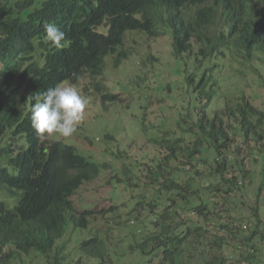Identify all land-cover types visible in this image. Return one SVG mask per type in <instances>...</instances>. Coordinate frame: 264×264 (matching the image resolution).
<instances>
[{
    "label": "trees",
    "instance_id": "1",
    "mask_svg": "<svg viewBox=\"0 0 264 264\" xmlns=\"http://www.w3.org/2000/svg\"><path fill=\"white\" fill-rule=\"evenodd\" d=\"M189 7L198 8L186 20L182 12ZM165 21L173 54L184 62L188 106L155 139L165 150L161 158L115 169L110 183L125 185L123 191L131 193L126 201L79 210L72 197L108 164L71 143L38 137L28 104L37 92L58 84L102 76L108 55L119 66L130 56L128 31L157 35ZM48 23L65 33L63 48L45 40ZM195 44L197 69L216 55L264 57L263 5L0 0V264H264V109L241 96L226 99L230 124L218 110L210 112L216 103L205 87L210 71L198 78L184 58ZM93 85L104 101L119 99L101 82ZM247 179L258 199L242 209L245 195L239 191ZM94 221L97 226L73 250L59 243ZM73 253H79L75 262Z\"/></svg>",
    "mask_w": 264,
    "mask_h": 264
},
{
    "label": "rangeland",
    "instance_id": "2",
    "mask_svg": "<svg viewBox=\"0 0 264 264\" xmlns=\"http://www.w3.org/2000/svg\"><path fill=\"white\" fill-rule=\"evenodd\" d=\"M261 4L264 7V3ZM198 7L185 8L182 15L186 20H191ZM217 17L218 21H224L221 9ZM165 23L160 25L157 35L128 31L125 46L130 56L119 66L115 65L113 55H108L102 76L95 79L85 76L79 84L68 81L63 83L77 88L80 95L86 98L84 117L71 137L52 134L47 138L71 143L84 155L100 164H108L98 178L86 182L72 197L79 210H100L126 201L131 193L123 191L125 185L115 188L110 178L124 163L137 167L154 158H161L165 150L161 151L155 139L164 136L165 127H170V120L177 121L179 114L188 106L189 98L185 97L189 85L183 72L184 62L173 54L174 38L171 29L167 27V21ZM100 30L106 31L107 28L101 27ZM198 51L199 45L195 44L192 52L185 53L184 58H187L188 70L195 72L198 78L204 70L210 71L205 87H211V93L216 95V103L211 105L210 112L218 110L226 118V123L230 124L231 120L225 111L226 99L241 96H247L255 106L264 109L262 55L249 61L234 59L231 55L226 59L216 55L209 57L204 66L197 69L194 65ZM98 81L106 92L118 94L119 99L104 101L102 92L97 91L93 85ZM144 177L142 175L141 179ZM245 182L239 191L245 195L239 202L242 209L246 206L251 208L258 199L253 194L254 185H250L249 179ZM97 224L94 221L89 228L61 238L59 243L66 242L67 250H73L77 246L76 240L87 236L90 228ZM70 258L73 262L77 261L79 253L70 254ZM41 261L45 262L44 259Z\"/></svg>",
    "mask_w": 264,
    "mask_h": 264
},
{
    "label": "clouds",
    "instance_id": "3",
    "mask_svg": "<svg viewBox=\"0 0 264 264\" xmlns=\"http://www.w3.org/2000/svg\"><path fill=\"white\" fill-rule=\"evenodd\" d=\"M264 3V0H261ZM45 40L57 49L63 48L65 33L54 24L44 26ZM87 100L70 84H58L44 92H37L28 104L31 127L38 137L58 134L71 137L82 121Z\"/></svg>",
    "mask_w": 264,
    "mask_h": 264
}]
</instances>
